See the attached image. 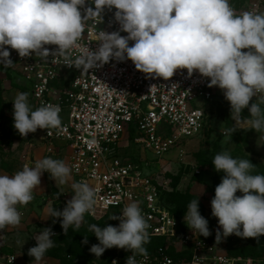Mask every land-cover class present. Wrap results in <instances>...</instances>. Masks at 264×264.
Wrapping results in <instances>:
<instances>
[{
    "label": "clouds",
    "instance_id": "obj_1",
    "mask_svg": "<svg viewBox=\"0 0 264 264\" xmlns=\"http://www.w3.org/2000/svg\"><path fill=\"white\" fill-rule=\"evenodd\" d=\"M86 3L89 0H0V64L9 67L14 63L10 49L20 57L34 54L42 60L50 55L67 59V53L78 50L80 54L67 66L82 71L113 59H130L138 70L166 80L177 70L187 69L189 76L198 72L209 78L210 87L223 90L232 120L239 123L248 109L246 122L257 132L264 131V13L237 15L229 0H90L94 7H85ZM113 8L119 29H100L95 49L82 46L86 21L96 17L102 21L105 9ZM130 41L134 43L130 45ZM60 111L52 104L33 109L28 93L21 92L13 100V126L23 137L38 129L58 128ZM212 163L215 170L224 173L211 200L212 216L222 228L217 229L216 241L231 234L242 238L264 235V174L253 173L256 165L251 160L234 158L226 151L216 154ZM45 172L56 184L72 180V169L51 157L36 161L33 167L25 164L13 175H0V230L20 224L17 206L33 200V191ZM71 188L74 194L63 210H50V217L62 218L65 234L70 227L80 228L96 203L95 189L87 182L71 183ZM238 191L242 195H237ZM110 218L118 219L119 224L89 225L99 241L90 252L99 258L113 247L130 250L126 264H137L135 256L146 254L144 245L149 241L150 225L142 209L133 202L121 215ZM184 220L194 234L211 235L199 199L188 204ZM54 235L51 227L43 228L34 236L36 244L28 249V255L39 262L55 247ZM83 243H88L87 237Z\"/></svg>",
    "mask_w": 264,
    "mask_h": 264
},
{
    "label": "built area",
    "instance_id": "obj_2",
    "mask_svg": "<svg viewBox=\"0 0 264 264\" xmlns=\"http://www.w3.org/2000/svg\"><path fill=\"white\" fill-rule=\"evenodd\" d=\"M88 6L94 7L90 0ZM81 11L85 15L84 9ZM245 11L264 13V0H252ZM114 12V8L105 9L102 21L100 17L86 21L82 46L95 49L100 29H119ZM10 52L14 61L11 67L27 79L35 107L52 104L61 108L58 128L28 134L26 140H36L42 150L40 155L31 150L22 154L19 171L25 164L33 167L46 157L64 161L72 169L71 183L87 182L95 189L96 203L85 218L119 216L125 206L137 203L150 225L146 254L135 256L137 264H230V257L221 252L216 239L194 234L164 204L158 178L135 163L121 145L123 141L129 145L131 140L159 158L181 147L212 128L215 115L211 113V101L226 100L222 89L210 87L209 78L198 72L189 76L187 69L177 70L167 80L149 75L130 59H113L82 71L67 66L80 54L78 50L67 53V59L50 55L46 60L34 54L20 57L14 49ZM1 68L7 67L0 64ZM5 174L0 166V175ZM73 194L72 189L66 202ZM115 221L117 225L120 222ZM129 255L130 250L115 247L98 264H126ZM17 263L16 253L7 250L0 237V264Z\"/></svg>",
    "mask_w": 264,
    "mask_h": 264
},
{
    "label": "rangeland",
    "instance_id": "obj_3",
    "mask_svg": "<svg viewBox=\"0 0 264 264\" xmlns=\"http://www.w3.org/2000/svg\"><path fill=\"white\" fill-rule=\"evenodd\" d=\"M251 1L229 0V3L235 13L240 15ZM21 92L28 93L29 104L35 109L27 79L11 66L1 68L0 166L8 175L19 171L22 154L29 150L36 152L40 148L36 140H26L13 126V100ZM224 106L223 113L218 110L219 113L212 117L211 130L160 158L131 140H128L129 145L127 141L121 143L135 163L158 178L164 204L180 218L184 220L188 204L199 199L200 212L209 220L211 235L206 238L210 239H216L217 229L221 228L218 218L212 216L211 200L215 195V187L224 175L215 170L212 163L214 156L226 151L234 158L249 159L256 165L253 173L264 174V131L257 132L246 122L250 118L248 109L244 110L243 118L236 123L231 119L230 102L225 100ZM71 182L56 184L50 175H42L40 186L34 189L33 200L17 206L21 214L20 224L5 226L0 230L1 241L7 250L16 253L17 264H98L115 251V247L107 249L99 258L90 252L92 245L99 241L89 231V225L116 226L111 216L84 218L80 228L73 230L70 227L67 234L61 227L62 218L50 217V210H63L66 206L65 198L72 193ZM237 195L242 193L238 191ZM45 227H51L56 234L52 237L55 247L37 262L28 255V249L35 246L34 236ZM85 237L88 240L86 244L83 243ZM220 246L223 247L221 252L230 257V264H264V235L242 238L231 234L219 242Z\"/></svg>",
    "mask_w": 264,
    "mask_h": 264
},
{
    "label": "trees",
    "instance_id": "obj_4",
    "mask_svg": "<svg viewBox=\"0 0 264 264\" xmlns=\"http://www.w3.org/2000/svg\"><path fill=\"white\" fill-rule=\"evenodd\" d=\"M224 103H225V100H216V99L212 100L211 101V113H213L214 115H217L219 113L218 110H220V112L223 113L225 110ZM86 219H89V218H86Z\"/></svg>",
    "mask_w": 264,
    "mask_h": 264
},
{
    "label": "crops",
    "instance_id": "obj_5",
    "mask_svg": "<svg viewBox=\"0 0 264 264\" xmlns=\"http://www.w3.org/2000/svg\"><path fill=\"white\" fill-rule=\"evenodd\" d=\"M40 147V146H39ZM41 150H42V146L39 148V149H37V151L35 152L37 155H40V153H41ZM72 189V188H71Z\"/></svg>",
    "mask_w": 264,
    "mask_h": 264
}]
</instances>
